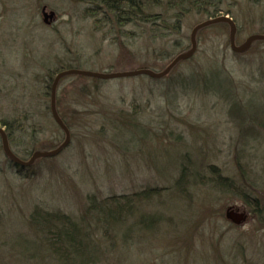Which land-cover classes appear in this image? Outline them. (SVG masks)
<instances>
[{
  "label": "rangeland",
  "instance_id": "374dc122",
  "mask_svg": "<svg viewBox=\"0 0 264 264\" xmlns=\"http://www.w3.org/2000/svg\"><path fill=\"white\" fill-rule=\"evenodd\" d=\"M158 1L163 5L169 0ZM218 1V15L227 14L237 25V44L264 30V0ZM43 6L56 14L49 25L43 23ZM144 9L159 8L148 4ZM175 11L169 12L170 20ZM105 12L84 0H0L1 113L25 106L29 97L31 105L43 109L39 99L34 102L37 89L61 59L97 72L131 71L143 62L161 70L160 57L144 52L149 26L118 25ZM207 19L190 11L181 19V33L166 36L185 50L192 28ZM216 31L201 29L192 59L165 77L96 78L97 87L93 77L77 81L92 92L80 99L81 117L70 122V144L58 155L39 158L18 171L7 161L0 141L1 264H53L28 221L36 205L77 218L88 195L140 197L148 188L158 190L150 199L132 197L135 214L121 226L127 238L103 243L102 230L91 232L98 250L103 244L97 264H264V43L253 41L242 55H235L227 43L229 28H222L218 37ZM128 32L132 43L143 49L136 62L119 58V42L127 40L123 34ZM211 42H219L222 50L217 54L226 73L220 79L227 74L221 91H213L214 79L211 90L204 88L202 74L195 80L201 88L173 83L206 66V56L198 51ZM195 55L203 60L197 66ZM67 77L58 91L70 88L72 78ZM41 120L45 133L40 146L60 143L64 136L48 127V118ZM211 166L219 174L212 175ZM183 168L185 180L176 190ZM219 176L231 180V191L215 185ZM242 191L250 194L247 201ZM256 199L259 210L251 205ZM228 207L246 212L247 220L232 224L225 218ZM149 217L155 218L153 226L144 231L140 221L147 223ZM109 245L114 251L106 256Z\"/></svg>",
  "mask_w": 264,
  "mask_h": 264
},
{
  "label": "trees",
  "instance_id": "16d2710c",
  "mask_svg": "<svg viewBox=\"0 0 264 264\" xmlns=\"http://www.w3.org/2000/svg\"><path fill=\"white\" fill-rule=\"evenodd\" d=\"M84 1L99 4L106 11L105 13L109 12L113 15V18L118 25L130 23H132L134 26L141 24L148 25L149 29H145V31H149L147 33L145 31L144 32L145 34H149V39L147 40L149 44L146 43L144 52L146 51L147 55L150 56L155 55L160 57V61L163 62V65L161 70L157 72L163 71L178 54L185 53L190 49L189 45L188 48L183 50L181 48V43L179 44L177 40H172L166 36L170 34L181 33V19L186 13L195 11L200 17H207L209 19L219 16L218 14L221 12L220 1L218 0H169L163 5H160L158 0H145L146 2H143V0ZM148 4L150 6L155 5L156 8H159L158 12L146 11L144 8L148 7ZM173 9L176 10L174 13V19L170 20L171 18L169 16V12H172ZM226 26L229 28V25L226 22H217L207 26V28L208 30H217V34L215 33V36L218 37V32ZM200 31L201 29L197 32L196 38L198 37V33ZM130 33L132 32L123 34V37L127 40L119 42L121 50L119 58H127V60L131 58L132 61L136 62L139 59V56L137 55L141 53L143 49L140 48V46H136L134 43H132V40L134 39L130 36ZM260 33L264 34V30H262ZM157 38H161L159 45H157L156 42ZM261 42L264 43V41ZM227 43L229 44V39L227 40ZM131 48H133V52ZM179 48H181L183 51H176V49ZM219 51L222 52V50H220L219 42H211L207 46L201 45L198 54H201L203 57L206 56V62H203L206 66L201 67V70L197 73L192 72L189 78L182 76H180V78H176L173 80V83L175 82V84L178 83L179 85L188 83L193 84L196 88H201L200 81H202L204 84L203 87L207 90H211L212 87V89H215L213 90L214 92H220L221 90L218 88L220 85L221 88L224 87L223 83L227 78V74H225L226 76L224 80L220 79L222 78L220 76L223 71L224 73L226 72L222 63L219 61L217 54ZM123 53H126V57H124ZM233 54L242 55L241 53L235 52H233ZM195 57L196 55L193 59L195 60L197 66L201 63L199 62L201 58L196 59ZM208 58L210 59L209 61L207 60ZM191 59L192 57L179 61L170 68L165 76L170 74V72L179 63ZM58 63L59 68L55 69L53 73H49L47 78L43 77V82L41 83L43 86L41 89H37L38 96L34 98L35 104L39 99L38 102L40 106H43V109H40L37 104L34 106L31 105L33 98L29 97L25 106L20 105L18 108H11L7 114L1 113L2 110H0V127H2L6 133L10 149L22 160H28L32 153L36 151L54 149L63 141L62 140L58 144L51 143L46 147L40 146L43 145L40 142L41 135L45 133V125L41 119L42 117H45V119L48 118L50 120V125H48V127L50 129L54 128L57 132V136H61V138H63L64 132L53 120L50 110V102L48 104L51 85L55 75L58 72L73 68L81 69L82 65L81 62L79 63L78 61L68 60V58L58 60ZM203 63L201 66L204 65ZM139 68H147L156 71L150 64L146 62H143L141 67L139 66L132 68L131 71ZM195 69L193 71H195ZM200 74L202 75L199 76ZM197 75L201 77V80H198V83L195 81ZM69 77L72 78L70 81V88H67L65 91L63 90V92L56 90L55 104L59 117L70 131V122H74L77 118L81 117V111L78 109V106L81 104L80 99L92 91L86 85H76L77 81L84 80L87 76L71 75ZM211 79L217 80V86L213 87L210 84ZM93 80V84H95L94 87H97L98 79L93 77ZM208 85H211V87ZM41 99H43L45 103L41 102ZM7 161L9 160L7 159ZM14 166L17 167L18 171L27 168L18 165ZM180 171L181 172L176 179V190L179 185L184 182V177L186 176L184 168ZM217 171L218 170L215 166L210 167V173L212 175L219 174ZM214 182L215 185H219V188H223L225 191H231L233 189L230 179L220 177L219 179L214 180ZM248 184L251 185V183ZM157 191L158 190L148 188L147 191L142 192L140 197L133 194H114L99 199L95 195H88L84 212L77 218H74L69 214H65L60 210H49L43 206L36 205L32 208L28 221L37 232V239L42 240L47 246V250L53 260V264H97L98 260L96 259L99 255L98 251L103 254V244L102 247L100 246L102 249L98 250L99 244L97 245L92 243V240L90 239L91 232L102 230L103 243L105 241L104 239H108L107 241L114 243V239L117 236L120 238V241H122L124 238H127L125 231L121 230V226L135 214V207L132 203L134 200L132 197L136 199L145 198V200H147L150 199L152 194L156 193ZM242 192L243 197L247 201V198H249L248 195L250 194L247 192V194H245V191ZM251 205L256 210L260 209V204L257 199L251 200ZM154 220L155 218L152 219L151 217L148 218V221H146L147 223L141 220V228H143L144 231H147L148 229L150 230L153 226ZM116 232L117 234L119 232L120 235L115 234ZM108 250L109 253H107ZM112 251H114V245H109L107 249H104L106 256H108V254L111 255ZM0 259L3 260V258ZM101 261L105 262V259H101Z\"/></svg>",
  "mask_w": 264,
  "mask_h": 264
},
{
  "label": "water",
  "instance_id": "95a60500",
  "mask_svg": "<svg viewBox=\"0 0 264 264\" xmlns=\"http://www.w3.org/2000/svg\"><path fill=\"white\" fill-rule=\"evenodd\" d=\"M41 14L43 16V23L47 25H49L55 18V12L52 10L47 11L45 6L42 7ZM217 22H226L229 24V45H230V49L233 52L241 53L245 51L253 41H256V40L264 41V34L256 33V34H252L248 36V38L242 44L237 45L235 43V33H236L235 22L232 20L231 17L227 15H220L215 18H210L199 24H196L192 28L191 34H190V49L185 53L178 54L163 71L157 72V71L147 69V68H140V69H136L133 71H123V72H115V73L97 72V71H91V70H85V69H74V68L62 70L55 75L52 85H51L50 110H51V115H52L53 120L64 132L63 141L54 149L45 150V151H36L32 153V155L30 156L28 160H22L18 156H16L10 149L8 141H7L6 133L4 129L0 127V141H1L3 154L13 165H18L21 167H28L31 164H33L35 160L39 158H51V157L58 155L62 150H64L69 145L70 140H71L70 131L65 126L61 118L59 117L57 110H56V104H55L57 86L62 78L71 76V75L88 76V77H94V78H99V79H112V78L130 77V76H135V75H146L151 78L163 77L168 73L170 68L174 66L176 63H178L181 60H186L192 57L196 49V39L195 38H196V34L198 30L206 26H209L211 24L217 23ZM247 216L248 215L246 212L239 211V209H234L232 207H228L225 210V218L235 225H241L245 220H247Z\"/></svg>",
  "mask_w": 264,
  "mask_h": 264
}]
</instances>
